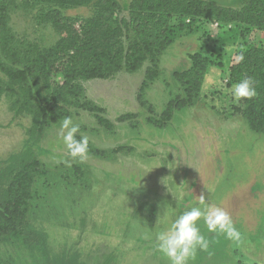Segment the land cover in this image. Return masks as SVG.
<instances>
[{
    "label": "rangeland",
    "instance_id": "374dc122",
    "mask_svg": "<svg viewBox=\"0 0 264 264\" xmlns=\"http://www.w3.org/2000/svg\"><path fill=\"white\" fill-rule=\"evenodd\" d=\"M81 1L12 0L9 26L16 47L45 49L63 41L74 51L82 49L89 44L84 22L102 8ZM116 1L120 10L111 15L128 17L132 0ZM211 1L233 8L244 2ZM109 23L113 26L112 20ZM191 23L160 56L159 75L146 88L144 104L139 94L150 61L135 73L82 81L83 98L102 107V115L115 128L99 125L92 112L72 108L70 117L80 128L77 135L87 136L90 144L112 155L121 148L123 153L114 161L89 154L82 162L72 159L63 143L61 123L35 143L26 133L33 122L31 109L20 108L18 95L0 94V166L33 147L50 171L47 177L35 179L30 221L47 231L54 252L98 264H168L156 250V234L183 211L204 207L203 196L205 205L215 204L230 215L240 239L209 233L200 221L209 245L198 249L189 264H264V133L252 131L244 117L230 115L233 96L227 75L238 59L240 29L204 18ZM249 37L264 44V32L254 30ZM196 53L216 63L206 69L199 95L193 104L176 110L171 120L156 124L168 102L185 94L174 73L189 69ZM0 80H5L1 72ZM126 113L136 116L118 122ZM4 189L0 181V200ZM146 203L156 207L154 226ZM10 255L17 264L30 261L2 243L0 256Z\"/></svg>",
    "mask_w": 264,
    "mask_h": 264
},
{
    "label": "trees",
    "instance_id": "16d2710c",
    "mask_svg": "<svg viewBox=\"0 0 264 264\" xmlns=\"http://www.w3.org/2000/svg\"><path fill=\"white\" fill-rule=\"evenodd\" d=\"M92 2L102 9L84 22L85 42L89 44L74 51L63 41L45 49L16 47L15 36L9 26L12 0H0V72L5 77V80H0V94L18 95L22 98L20 108L31 109L33 122L26 133L35 143L44 139L54 125L70 117L72 108L92 112L99 125L114 129L115 123L102 115L103 108L83 98L86 89L82 81L108 80L123 71L135 73L150 61L152 65L146 69L139 94L144 104L142 98L146 88L159 75L160 56L173 43L177 33L191 27V22L197 18L222 25L235 24L240 29L235 52L238 59L229 67L227 85L232 88L243 78L251 77L257 95L240 101L233 97L230 115L244 117L252 131L264 133V44L258 45L249 37L254 30L264 32V0H244L238 8L211 0H132L128 17L111 15L116 9L120 10L116 0H86V3ZM109 20L113 26L108 24ZM241 54L244 57L242 61L239 60ZM192 60L189 69L174 73L185 94L168 102L156 124L163 125L172 119L176 110L193 104L202 87L206 69L216 64L210 56L201 53L194 54ZM218 66L222 63L218 62ZM135 116L134 113H126L117 121L124 122ZM113 153L88 142V154L91 156L114 161L123 150L116 148ZM49 174L33 147L0 166V181L5 184L0 200V246L6 243L21 251L30 259L28 264H98L78 255L54 252L47 231L30 221L35 179ZM145 206L150 225L154 226L156 207L151 203ZM0 264H17V258L0 256Z\"/></svg>",
    "mask_w": 264,
    "mask_h": 264
},
{
    "label": "clouds",
    "instance_id": "9594fccd",
    "mask_svg": "<svg viewBox=\"0 0 264 264\" xmlns=\"http://www.w3.org/2000/svg\"><path fill=\"white\" fill-rule=\"evenodd\" d=\"M243 54L239 60H243ZM251 77H245L232 87V96L236 101L243 98L251 99L257 95ZM64 132L63 143L68 155L72 159L82 162L88 157V138L81 135L76 138L80 131L79 125L73 123L71 117H65L61 122ZM200 204L204 207L193 206L183 211L171 223V225L158 232L155 236L156 250L166 257L168 264H189L196 257L197 250H206L209 241L201 234L199 222L202 221L209 233L223 234L229 240L238 241L240 233L235 228L232 218L222 208L215 204L205 205L204 197L201 196Z\"/></svg>",
    "mask_w": 264,
    "mask_h": 264
}]
</instances>
